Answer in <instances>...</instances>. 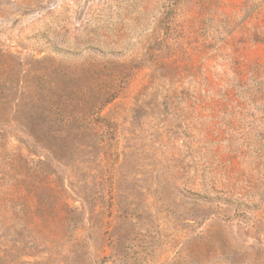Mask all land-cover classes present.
Wrapping results in <instances>:
<instances>
[{
  "label": "rangeland",
  "instance_id": "1",
  "mask_svg": "<svg viewBox=\"0 0 264 264\" xmlns=\"http://www.w3.org/2000/svg\"><path fill=\"white\" fill-rule=\"evenodd\" d=\"M0 264H264V0H0Z\"/></svg>",
  "mask_w": 264,
  "mask_h": 264
},
{
  "label": "trees",
  "instance_id": "2",
  "mask_svg": "<svg viewBox=\"0 0 264 264\" xmlns=\"http://www.w3.org/2000/svg\"><path fill=\"white\" fill-rule=\"evenodd\" d=\"M117 96H118V93L110 94L108 96H103L102 97L103 99H102L101 103L98 105V109H102L103 107H105L106 105L111 103L113 100L116 99ZM76 118H78V115L70 113V115H67V117H65L63 119L65 121H67V123H68V122H70V121H72L73 119H76ZM83 127H84V125H83ZM77 131H78V133L82 132V127L81 126L78 127Z\"/></svg>",
  "mask_w": 264,
  "mask_h": 264
}]
</instances>
